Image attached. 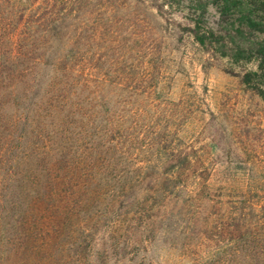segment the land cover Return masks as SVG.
Returning <instances> with one entry per match:
<instances>
[{"label": "rangeland", "instance_id": "1", "mask_svg": "<svg viewBox=\"0 0 264 264\" xmlns=\"http://www.w3.org/2000/svg\"><path fill=\"white\" fill-rule=\"evenodd\" d=\"M183 15L171 0H0L1 38L61 30L75 51L70 114L26 139L0 130L21 181L0 182V264H264V105Z\"/></svg>", "mask_w": 264, "mask_h": 264}, {"label": "trees", "instance_id": "2", "mask_svg": "<svg viewBox=\"0 0 264 264\" xmlns=\"http://www.w3.org/2000/svg\"><path fill=\"white\" fill-rule=\"evenodd\" d=\"M171 1L188 21L182 30L212 58L224 59L229 66L238 68L229 73L264 105V0ZM62 34L61 30L24 28L22 32L12 30L6 37H0V130L7 124L12 128L21 125L22 130L17 136L4 134L6 138L26 139L28 123L32 120L39 123V117L47 112L51 117L52 109L60 115L65 107L70 108L67 114L72 111L71 99L67 103L71 93L67 90V77L71 70L65 53L75 51L71 48L65 51ZM39 36L40 45L35 43ZM248 64L253 67L247 68ZM11 109L14 115L5 118L2 112ZM2 156V161L7 159ZM17 159H7L6 179L0 182L21 184L11 171ZM14 197L9 200L16 202Z\"/></svg>", "mask_w": 264, "mask_h": 264}]
</instances>
